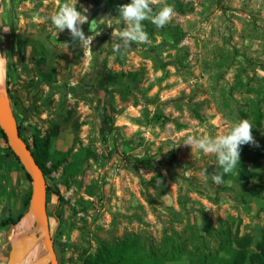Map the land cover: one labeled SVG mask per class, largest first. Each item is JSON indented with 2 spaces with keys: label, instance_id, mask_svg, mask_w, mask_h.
<instances>
[{
  "label": "rangeland",
  "instance_id": "1",
  "mask_svg": "<svg viewBox=\"0 0 264 264\" xmlns=\"http://www.w3.org/2000/svg\"><path fill=\"white\" fill-rule=\"evenodd\" d=\"M63 2L0 0L11 111L31 145L35 135L48 141L44 177L66 201L58 206L52 194L47 204L60 264H83L105 242L126 237L166 264H221L236 237L260 241L264 0H155L154 11L174 7L172 18L160 28L142 21L148 41L121 52L103 24L81 26L95 36L87 52L67 29L57 34L49 17ZM102 2L78 0L77 10L99 22ZM241 119L251 122L256 144L242 145L240 155L248 149L260 157L248 162L251 178L236 165L216 184L212 173L223 171L216 155L182 143L226 133ZM255 184L261 194L250 195ZM38 225L28 236L42 237ZM38 246L23 261L46 254L48 263L46 246Z\"/></svg>",
  "mask_w": 264,
  "mask_h": 264
},
{
  "label": "clouds",
  "instance_id": "2",
  "mask_svg": "<svg viewBox=\"0 0 264 264\" xmlns=\"http://www.w3.org/2000/svg\"><path fill=\"white\" fill-rule=\"evenodd\" d=\"M78 0H64L58 10L49 18L59 32L67 29L71 35L73 45L79 43L83 52L91 50L94 35L86 36L82 30V25L89 23L92 31V23L97 26L103 24L111 29L112 48L114 52H121L122 49L130 48L134 43H146L149 39L148 32L142 21H151L157 28L165 26L172 18L174 7L165 3L158 11H154L155 0H131L130 3L122 4L118 8V16H105L99 22L93 20L89 22L86 14L87 8L77 10ZM123 25V27H121ZM68 48L69 44L64 43ZM184 145L195 147L205 154H215L217 163L222 168L221 173H212L211 179L214 183L223 182V176L230 174L240 161L241 146L245 144H256L252 135V124L248 119H241L231 126L223 134L212 136L188 135L184 140Z\"/></svg>",
  "mask_w": 264,
  "mask_h": 264
},
{
  "label": "trees",
  "instance_id": "3",
  "mask_svg": "<svg viewBox=\"0 0 264 264\" xmlns=\"http://www.w3.org/2000/svg\"><path fill=\"white\" fill-rule=\"evenodd\" d=\"M113 1V2H112ZM108 5L116 6L117 9L121 5L120 0H103ZM96 26L95 22L92 23V28ZM2 52V48H1ZM7 61V78H6V89L8 92V98L10 101L14 100L12 94V76L13 69L12 63L9 59ZM20 129V128H19ZM0 131L9 145L8 137L0 127ZM20 135L26 141L28 146L31 148L34 157L38 164L43 169L44 175L47 177L45 162L50 158L49 144L46 139L39 135H35L33 145L30 144L29 139L20 130ZM10 146V145H9ZM11 148V147H10ZM14 154H16L13 151ZM17 159L21 162L20 157L16 154ZM260 157V153L246 149L240 155V161L237 164L238 174L243 179H249L253 175V172L248 167V162L257 160ZM23 169L29 180L31 177L24 165ZM48 198L47 204L49 203V195L56 194L58 196V206L65 204L66 201L59 191H55L53 187L48 184ZM262 186L255 184L248 188L247 192L250 195L261 194ZM31 198V192L28 198V202ZM24 216L22 212L18 217L11 218L6 221H0V227L8 224H17ZM83 264H166L165 259L158 253V251L147 252L141 246L137 237H126L123 239H117L114 242H105L100 250L94 254H89L83 259ZM221 264H264V236L260 241L254 244L253 239L249 235H243L236 237L234 240V248L230 257H221Z\"/></svg>",
  "mask_w": 264,
  "mask_h": 264
},
{
  "label": "water",
  "instance_id": "4",
  "mask_svg": "<svg viewBox=\"0 0 264 264\" xmlns=\"http://www.w3.org/2000/svg\"><path fill=\"white\" fill-rule=\"evenodd\" d=\"M0 127L7 135L10 146L20 157L22 164L31 177L30 181L32 189L29 212H32L38 218V232L42 234V237L39 239H36L35 235H29L13 245L7 264H17L27 257L28 254L38 245L46 246L50 258L48 264H60L54 240L51 236L50 219L47 207L48 189L43 171L34 157L31 148L20 135V130L12 113L10 117H6L0 111Z\"/></svg>",
  "mask_w": 264,
  "mask_h": 264
},
{
  "label": "crops",
  "instance_id": "5",
  "mask_svg": "<svg viewBox=\"0 0 264 264\" xmlns=\"http://www.w3.org/2000/svg\"><path fill=\"white\" fill-rule=\"evenodd\" d=\"M10 147L0 131V221L16 218L22 212L24 216L17 224L0 227V264L7 263L8 252L14 245L16 227L30 213L28 198L32 189L31 181L22 167V162Z\"/></svg>",
  "mask_w": 264,
  "mask_h": 264
},
{
  "label": "bare ground",
  "instance_id": "6",
  "mask_svg": "<svg viewBox=\"0 0 264 264\" xmlns=\"http://www.w3.org/2000/svg\"><path fill=\"white\" fill-rule=\"evenodd\" d=\"M6 72H7V61L5 56L0 51V111L4 116L10 117L12 111H11L10 99L8 98V92L6 89ZM37 221L38 218L32 212H30L25 217V219L16 227L15 233L13 235V239L14 240L21 239L24 235H26L29 231H31L33 227H35ZM45 259H46V254H42V255L40 254L37 256L35 261L27 262L21 260L17 264H42Z\"/></svg>",
  "mask_w": 264,
  "mask_h": 264
},
{
  "label": "flooded vegetation",
  "instance_id": "7",
  "mask_svg": "<svg viewBox=\"0 0 264 264\" xmlns=\"http://www.w3.org/2000/svg\"><path fill=\"white\" fill-rule=\"evenodd\" d=\"M131 1L129 0H120V3L121 5L122 4H127ZM117 7L116 6H113V5H108L107 2H102L100 3V5L97 7V18H102L105 14L107 13H110L111 11L114 13V14H117L118 11H117ZM97 20V19H96Z\"/></svg>",
  "mask_w": 264,
  "mask_h": 264
}]
</instances>
